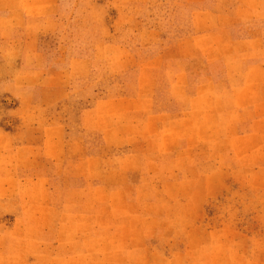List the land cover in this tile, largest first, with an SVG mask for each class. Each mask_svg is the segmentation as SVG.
I'll list each match as a JSON object with an SVG mask.
<instances>
[{
	"label": "rangeland",
	"instance_id": "374dc122",
	"mask_svg": "<svg viewBox=\"0 0 264 264\" xmlns=\"http://www.w3.org/2000/svg\"><path fill=\"white\" fill-rule=\"evenodd\" d=\"M1 6L0 264H264V0Z\"/></svg>",
	"mask_w": 264,
	"mask_h": 264
},
{
	"label": "crops",
	"instance_id": "0c3cea01",
	"mask_svg": "<svg viewBox=\"0 0 264 264\" xmlns=\"http://www.w3.org/2000/svg\"><path fill=\"white\" fill-rule=\"evenodd\" d=\"M0 9H3V10H4V9H6V8L1 6ZM16 12H18V10H17V11H12V12H10V11L8 10L7 12H5V14H6V16L9 15V16H10L9 18H11V15H12V14H16ZM6 40H10V39L2 38L0 41L3 42V41H6Z\"/></svg>",
	"mask_w": 264,
	"mask_h": 264
}]
</instances>
